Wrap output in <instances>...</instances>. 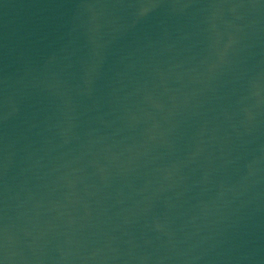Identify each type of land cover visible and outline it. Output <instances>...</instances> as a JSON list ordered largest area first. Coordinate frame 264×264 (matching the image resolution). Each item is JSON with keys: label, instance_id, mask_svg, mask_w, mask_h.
I'll list each match as a JSON object with an SVG mask.
<instances>
[{"label": "water", "instance_id": "1", "mask_svg": "<svg viewBox=\"0 0 264 264\" xmlns=\"http://www.w3.org/2000/svg\"><path fill=\"white\" fill-rule=\"evenodd\" d=\"M0 264H264V0H0Z\"/></svg>", "mask_w": 264, "mask_h": 264}]
</instances>
